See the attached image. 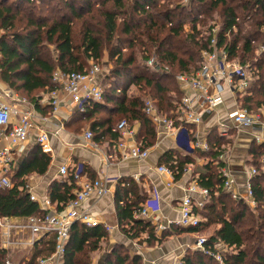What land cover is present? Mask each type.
I'll return each instance as SVG.
<instances>
[{
  "label": "trees",
  "instance_id": "obj_1",
  "mask_svg": "<svg viewBox=\"0 0 264 264\" xmlns=\"http://www.w3.org/2000/svg\"><path fill=\"white\" fill-rule=\"evenodd\" d=\"M40 1L0 0L2 80L26 97L31 105L41 107L43 97L57 88L56 72L89 73L92 65H99L107 49L114 65L106 77L107 87H102L103 102H87L82 115L85 123L92 122L95 141L114 139L117 143L120 134L116 128L127 120L130 126L136 122L141 125L142 134H137V140L141 139L142 148L153 146L156 128L145 113L148 98L155 101L160 114L175 119V126H179L177 116L184 93L176 76L199 69L201 51L210 45V38L203 34L209 22L217 19L221 25L218 48H227L231 59L251 64L257 73L251 90L240 97V106L254 112L264 106V52L257 54L258 47L264 46V0H193L189 5H183L182 0H110L114 8L100 6L95 10L92 0H82L85 4L59 0L58 5L50 0L39 6ZM214 16L219 18L214 19ZM82 21L81 38L76 43L75 24ZM154 58L159 70L146 65ZM87 61L92 63L89 69ZM133 86L138 95H130ZM213 132L208 140L209 151H196L208 161L207 172L194 176L199 186L209 191V198L197 211L207 222L197 228L178 226L171 234L220 225L208 238L206 246L210 245L214 253V245L227 246L229 252L224 256V264H264V175L253 180L259 213L256 215L224 191L226 177L221 171L224 165L216 158L228 138L212 135ZM191 139L196 141L193 135ZM250 154L252 166L260 170L264 144L251 148ZM191 162L189 156L174 151H169L162 159L173 171L176 181L182 178L186 165ZM50 164L51 158L39 150L19 165L11 177L13 188H0V218L27 219L46 213L38 203L31 201L25 178L33 173L44 175ZM11 174L12 171L9 177ZM69 180L54 182L49 189L51 201L59 212L75 198L78 190L74 180ZM129 186L119 187L117 191L118 202L121 197L127 199L123 205H118V215L123 233L134 240L151 230V223L134 218L146 197L137 196ZM130 193L135 199L129 200ZM107 238L104 225L76 222L71 229L65 264H92V254L101 249ZM54 249L55 238L50 236L37 243L31 257H26L27 262L24 263L26 258H23L17 264H37L39 258L50 256ZM214 253L189 255L184 264H218ZM8 254L1 247L0 234V264H6L11 258ZM104 264H141V259L131 257L126 247L117 245Z\"/></svg>",
  "mask_w": 264,
  "mask_h": 264
},
{
  "label": "crops",
  "instance_id": "obj_2",
  "mask_svg": "<svg viewBox=\"0 0 264 264\" xmlns=\"http://www.w3.org/2000/svg\"><path fill=\"white\" fill-rule=\"evenodd\" d=\"M218 25L221 26L219 22ZM98 81L101 83L100 74ZM5 89L11 88L2 80L0 70V90ZM211 90L212 92L215 91L214 88ZM59 96L60 105L57 112H54L53 108L48 105V95L43 97L41 107L32 105L35 112V127L31 129L27 142L13 151L10 179L27 157L34 155L39 150L45 153L38 142L39 134L44 130L49 134V141L46 143L49 151L45 154L51 158V164L44 175L33 173L25 178L28 184L27 191L30 195L34 194L40 199L50 198L49 189L54 182L69 181L60 176V169L63 166L73 167L77 164L84 166L88 179H99L108 187V193L104 197H92L77 209L78 212L87 210L94 218L95 225L102 224L105 228H109L107 240L102 242L99 251L92 254V264H104L108 255L117 245L126 247L131 257L139 256L141 264L185 263L184 260L187 256L203 253L197 249L198 239L201 237L210 238L220 225L197 232L187 231L181 234H171L172 229L179 226L176 223L181 216L180 201L188 195L198 202L203 201L200 193H191L190 189L193 182L196 181L195 174L207 172L205 165L208 161L197 155L196 151L205 153L209 150L193 149L191 135L200 141L203 137L204 140L202 141H207L209 145L208 140L212 131L214 130L212 135L214 133L219 135L218 121H221L222 116L227 118L229 111L240 105L239 99L242 95L225 90L223 93L225 105L222 111L219 110L215 114H205L198 124H187L183 120H179L180 124L176 126L179 130L167 133L164 127L154 123L156 128L155 142L153 146L147 148L149 155L144 160L131 157L124 158V154L118 151V142L114 143V139L95 141L94 138L92 142L87 141L85 134L92 131V122L85 123L82 116L84 112L79 110L65 88L60 89ZM193 107L195 111H198L200 109L199 102L196 101ZM261 110H264V106ZM131 128L134 130L135 136L134 139H129L128 143L141 144L139 142L141 139L137 140V134H142L141 125L136 122ZM180 129H185L187 132L180 131ZM226 138L228 141L220 148L216 159L224 165L221 169L223 175L233 178L234 183L242 189L248 180L249 170L256 168L251 164L250 150L254 146L264 144V131L242 129L232 131ZM8 145L9 141L5 138L1 147ZM169 151L187 155L192 159V162L186 165L185 173L178 181L159 171V167L167 166L162 163V159ZM109 155L113 157L107 162ZM129 182L131 186L128 185ZM124 186L131 187L138 193L137 196H145L146 200L156 190L161 194V212L149 218H139L150 222L151 230L148 229L138 239L134 240L123 233L118 215V205H123L127 199L121 197L118 202L117 191L119 187ZM128 197L131 200L135 199L136 196L130 193ZM53 205L55 209L56 205ZM245 205L253 211L258 209V203L256 207ZM134 218H136L135 214ZM201 219L203 220L202 223L207 222L206 218L201 217ZM12 220L19 221L21 218H13ZM213 247L217 263L224 264V256L229 252V248L224 244H216ZM208 248L212 249L210 245ZM29 251L33 252L34 248L29 249ZM216 255L223 257L222 262L216 258Z\"/></svg>",
  "mask_w": 264,
  "mask_h": 264
},
{
  "label": "built area",
  "instance_id": "obj_3",
  "mask_svg": "<svg viewBox=\"0 0 264 264\" xmlns=\"http://www.w3.org/2000/svg\"><path fill=\"white\" fill-rule=\"evenodd\" d=\"M193 0H182L183 5H189ZM220 26L217 21H213L209 29L203 36L210 38V45L207 50L201 51V63L197 71L191 74H180L176 76V81L183 91V99L178 112L177 119L185 123L198 124L202 121L205 114H215L225 105L223 93L229 90L237 95L248 93L257 79L256 71H253L251 64H243L239 59H231L227 48H218V33ZM258 55L264 52V46H259ZM146 65L152 69L159 70L155 59L149 60ZM101 70L98 66H93L89 73L56 72L54 82L57 88L48 95L47 103L57 112L60 105V89L65 88L80 111L85 112L87 102L102 103L104 90L98 81ZM214 88V92H212ZM199 102L200 109L194 110L195 102ZM145 113L150 120L171 132L179 130L175 126V119L162 115L157 111L155 101L147 99L145 103ZM35 112L31 103L26 97L16 93L12 89L0 90V188H13V183L9 173L13 164V151L25 144L30 136V131L35 127ZM228 119L230 124L220 123L217 125L219 135L223 138L229 137L232 131L251 129L264 131V110L258 112L250 111L247 108L236 106L229 111ZM116 131L120 134L117 144L118 151L124 154V158L131 157L144 160L149 155V149H143L141 144H129V139H134V130L127 120L121 121ZM180 131L187 132L185 129ZM8 139L9 145L1 147L4 139ZM85 139L92 142L94 135L91 131L86 132ZM49 134L42 130L38 137V142L43 151H49L47 142ZM193 149L209 150L207 141L196 139L193 141ZM113 156H107V162ZM261 169L252 168L248 173V180L245 186L240 189L233 178L226 176L224 191L235 201H241L251 207L257 206L253 180L259 175H264V157L261 161ZM159 171L170 178H174L173 171L167 166L159 167ZM60 176L63 179H72L78 186L75 198L69 202L66 208L59 212L54 209L50 198H38L31 194V201L38 203L39 207L46 213L39 216H32L27 219L13 221V218H0L1 247L8 253L17 247L33 249L37 243L45 238L54 236L55 249L48 257H41L37 264H65L67 245L70 239L72 226L76 222H81L89 226L95 225V220L86 210L78 212L77 209L85 201L92 197H104L108 193L107 185L99 179L90 180L87 177L82 164L73 167L63 166L60 169ZM70 181V180H69ZM191 193H200L203 201H196L188 195L180 201V219L176 223L183 228L200 227L202 219L197 213L200 211L206 200L209 198V191L199 186L197 181L193 182L190 189ZM192 195V194H191ZM161 212V194L158 190L154 191L135 211L136 218H149ZM109 231V228H106ZM208 238L201 237L196 245L197 249L205 254H211L210 248L206 244ZM222 262L223 257L216 255ZM29 259H25L24 263ZM6 264H15L11 259H7ZM178 264H184L182 262Z\"/></svg>",
  "mask_w": 264,
  "mask_h": 264
},
{
  "label": "rangeland",
  "instance_id": "obj_4",
  "mask_svg": "<svg viewBox=\"0 0 264 264\" xmlns=\"http://www.w3.org/2000/svg\"><path fill=\"white\" fill-rule=\"evenodd\" d=\"M30 1H32V0H30ZM66 1H68V0H66ZM75 1L78 4H79V2L81 4H85V3L82 2V0H75ZM49 2H50V0H42V1L39 2V6H41L43 4H48ZM92 2L94 3V9L93 10L98 9L100 6L101 7H104V8H108V9L114 8V4L110 0H109V2H106V3H105V0H92ZM52 3L54 5H58L59 4V0H52ZM77 7H79V5H77ZM85 15L88 16V14H85ZM214 15L217 16V14H214ZM87 16H85V18ZM215 16L213 17L214 19L219 18V17H215ZM214 21H216V20H214ZM212 22L213 21H210L209 22L210 24L208 26V29H209L210 25H212ZM218 22H220L219 19H217V23ZM82 25H83V21L81 23L77 24V25L75 24V26L77 27V29L75 27V33H74V38H75L76 43H79V41H80L81 35L79 33V30L81 29V26ZM205 31H207V28L205 29ZM53 53H54V55H56L55 52H53ZM91 64H92L91 61H87V69L90 68ZM113 65H114L113 60L110 59V55H109L107 49H105L104 50V53H103L102 60L99 63V65H97L100 68V70H101V72H100V81H101V85H102L103 88L104 87H107L106 86L107 85L106 77L110 73ZM93 66H95V64L92 65V67ZM138 94L139 93H138L136 87H133V88L130 89V95H138ZM148 99H151V98H148ZM220 111H222V109H220ZM220 123H225V124H228L229 125L230 124V121H229L228 117L226 118V116H222L221 117V121L220 122L218 121V124H220ZM201 139L204 140L203 137ZM255 214L256 215L259 214L258 213V210L255 211ZM32 254L33 253H32V251L31 252L29 251V248H25V247H20L19 248V247H17L15 249H12L11 252L8 255L11 257L10 259L13 261V263L17 264L23 258H26V257L30 258Z\"/></svg>",
  "mask_w": 264,
  "mask_h": 264
}]
</instances>
